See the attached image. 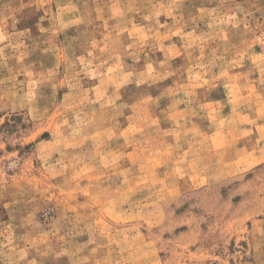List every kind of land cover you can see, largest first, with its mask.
<instances>
[{
	"label": "rangeland",
	"instance_id": "obj_1",
	"mask_svg": "<svg viewBox=\"0 0 264 264\" xmlns=\"http://www.w3.org/2000/svg\"><path fill=\"white\" fill-rule=\"evenodd\" d=\"M0 264H264V0H0Z\"/></svg>",
	"mask_w": 264,
	"mask_h": 264
}]
</instances>
